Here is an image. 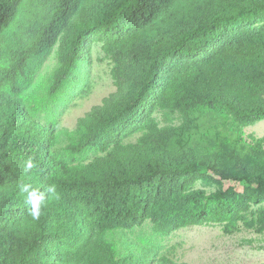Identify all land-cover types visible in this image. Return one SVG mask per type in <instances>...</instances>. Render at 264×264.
Returning <instances> with one entry per match:
<instances>
[{"label": "trees", "instance_id": "1", "mask_svg": "<svg viewBox=\"0 0 264 264\" xmlns=\"http://www.w3.org/2000/svg\"><path fill=\"white\" fill-rule=\"evenodd\" d=\"M95 43L116 90L60 127ZM261 120L264 0H0V264H190L179 229L264 233Z\"/></svg>", "mask_w": 264, "mask_h": 264}, {"label": "rangeland", "instance_id": "2", "mask_svg": "<svg viewBox=\"0 0 264 264\" xmlns=\"http://www.w3.org/2000/svg\"><path fill=\"white\" fill-rule=\"evenodd\" d=\"M55 62L54 55H49L44 68H51ZM112 62L105 57L102 43H95L92 48V65L89 68L88 92L65 110L60 127L74 128L79 117L84 116L92 106L101 103L102 99L116 90L110 75ZM160 117V114H156ZM227 119V118H226ZM222 123V122H221ZM230 127L228 123H222ZM241 134L247 140L251 135L264 136V120L241 128ZM228 186L227 183L214 179L199 180L196 188L216 191ZM258 206H252L255 212ZM247 219L256 218L253 213ZM249 222V221H248ZM149 228V227H147ZM248 240H253L249 243ZM164 250H171L179 262L190 264H264V233H257L241 222L234 234H225L221 224L208 223L191 225L175 231L163 240Z\"/></svg>", "mask_w": 264, "mask_h": 264}, {"label": "clouds", "instance_id": "3", "mask_svg": "<svg viewBox=\"0 0 264 264\" xmlns=\"http://www.w3.org/2000/svg\"><path fill=\"white\" fill-rule=\"evenodd\" d=\"M35 167L33 160L30 158L25 165V170H30ZM48 193L56 195L55 186L48 188ZM21 192L26 194V201L31 204L30 216L32 220L37 221L42 215L41 201L44 199V193L40 192L37 188L32 187L31 184H23Z\"/></svg>", "mask_w": 264, "mask_h": 264}]
</instances>
